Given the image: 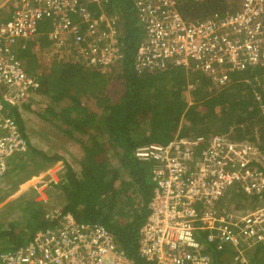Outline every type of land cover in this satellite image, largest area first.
Here are the masks:
<instances>
[{"label": "built area", "instance_id": "obj_1", "mask_svg": "<svg viewBox=\"0 0 264 264\" xmlns=\"http://www.w3.org/2000/svg\"><path fill=\"white\" fill-rule=\"evenodd\" d=\"M181 2L135 0L145 28L135 60L140 73L183 68L203 74L212 89L220 90L230 83L231 74L264 68V0H240L238 11L199 21L183 18ZM107 3L4 0L0 4V179L14 157L29 151L12 110L43 93L39 77L20 60L19 48L26 49L41 36L39 24L50 19L44 59L54 56L50 48H55L63 58L112 73L122 57L116 40L123 30L118 17L106 11ZM21 41L25 44L20 46ZM135 157L153 164L155 185L140 231L142 260L217 264L199 239L205 233L208 245L230 257L227 264H249L248 253L264 245V202L242 214L229 208V200L234 192L247 198L264 194V172L257 167L264 165V154L258 147L223 135L210 140L177 136L167 145L140 146ZM56 167L40 173L36 182L41 184L45 177L55 182ZM45 219L49 225L37 230L31 241L15 250H1L0 264H138L102 225L81 223L65 210L49 212Z\"/></svg>", "mask_w": 264, "mask_h": 264}, {"label": "trees", "instance_id": "obj_2", "mask_svg": "<svg viewBox=\"0 0 264 264\" xmlns=\"http://www.w3.org/2000/svg\"><path fill=\"white\" fill-rule=\"evenodd\" d=\"M239 6V0H182L180 12L186 21H199L216 13L236 12ZM105 8L110 15L118 17L123 30L116 40L122 56L116 66L120 68L118 77L123 81L122 99L112 103L103 92L105 87L98 85L103 74L92 73L94 70L86 64L61 57L55 48H50L54 56L45 58L53 63L52 68L39 76L50 103L41 117L81 143L84 150L80 171L76 172L72 165L66 163L54 188L66 200V212H71L81 223L106 227L117 246L131 259L138 264H152L140 258L139 248L140 231L147 221L148 207L155 190L153 164L139 162L135 157L136 149L157 144L154 142L156 139L163 140L159 144L167 145L177 136L210 140L215 135H223L237 143H250L264 154V68L233 73L230 83L220 90L212 89L209 79L203 74L183 68L140 73L135 60L145 38V28L135 0H108ZM45 37L41 34L31 43L40 50L49 48V40L44 45ZM86 74L91 76L88 84L93 90L89 97L101 103L100 111L89 108L87 101L83 102L69 87L73 80L71 77L84 78ZM60 77H63L60 82L64 84L62 91L57 92L54 86H61L58 83ZM86 85L83 82V87ZM52 88L54 94L50 92ZM65 99L69 102L61 108L60 104ZM23 108H14L12 112L29 143V151L10 161L8 172L0 182L13 173L14 165L16 176L29 169L27 157L29 160L39 158L42 166L61 160L31 146L24 133ZM18 160L19 163L16 162ZM257 167L264 172V165L257 164ZM34 174L32 170L30 177ZM236 198L242 201L237 203ZM229 201V208L234 212L239 213L247 207L253 211L264 202V194L247 198L234 192ZM31 208L33 236L23 238L26 232L16 231L20 227L13 225L9 231L0 233V237L11 244L3 250L28 243L37 230L49 225L44 219L46 210ZM199 239L217 264L230 262V257H225L226 253L218 252L213 245L207 244L205 233H201ZM248 256L249 264H264V245L256 246Z\"/></svg>", "mask_w": 264, "mask_h": 264}, {"label": "rangeland", "instance_id": "obj_3", "mask_svg": "<svg viewBox=\"0 0 264 264\" xmlns=\"http://www.w3.org/2000/svg\"><path fill=\"white\" fill-rule=\"evenodd\" d=\"M3 1L4 0H0V4ZM51 30L50 20L45 19L39 24V32L46 36V43L44 45H47L48 43V34L51 32ZM23 44H25L24 41H21L20 46ZM18 56L30 74L41 76V74L44 72L43 66H45V63L44 61H40L38 51L35 49V45L33 43L26 44V49L24 50H22L20 47ZM94 72L97 71L94 70L92 73ZM119 73V66L115 67L112 73L109 71L107 74H103V79H100V82H98L99 87H101L100 85L105 87L103 92L107 95L108 99L112 101V103H118L122 99L124 93L123 81L118 77ZM62 78L63 77H60L58 80V83L61 86L57 84L54 86L57 92L63 88L62 84L64 83L60 82ZM71 79L73 80L70 81L69 87H71L72 93L79 95L83 102L87 101L89 108L95 111H100V106H102L101 103L99 101H97V103L96 98L89 97L93 93V90L90 89V85L88 84L91 80L90 74H86L84 78L71 77ZM83 82L87 84L84 87ZM43 92V96L40 94L34 95L31 102H27L26 106L28 107H24L23 111L21 112V118L25 124L24 133L28 137L32 147L38 151L44 152L50 157L57 156L61 160L57 163L42 166L39 164V158L29 160V157H27L29 169L23 172L20 176H16L18 173L15 172L14 165V170L11 169L13 173L0 182V199H3V196H6L7 194H12L11 196H13L9 201V198L6 199L5 202L0 200V233L7 232L12 228L13 225H17L20 228H14L16 231L21 229V232H26L25 235H29L28 237L22 235L23 238L32 237L34 233L32 234L31 232L33 229L31 224V214L33 212V208L31 207L39 205L40 207L37 206L35 208H43L46 210L47 214L57 210H64L66 206V200L60 196L54 186L56 183H59L60 173L62 172L66 163L72 165L76 172H79L81 169V162L84 158V150L81 146V143H79L77 140H72L62 129L56 127L51 122L44 121L41 117V114L46 111V106L50 105L49 99L46 97L47 95L44 96V89ZM68 102L69 100L65 99L64 102L60 104L61 108L65 107ZM77 136L80 135L77 134ZM82 138L87 139L86 137H81V139ZM154 142L159 144L163 142V140L156 139ZM16 162L19 163L20 161L18 160ZM60 162L63 163L64 166L60 165ZM56 165L57 167L54 169L56 172V175L54 176L55 182L49 183L50 178L48 177H45V179H43L44 182L41 184L36 182L37 180H35V178H37L40 173L48 170L49 167L53 168ZM60 168H62V170H60ZM32 170L35 171V176L31 178L30 174ZM236 201L237 203H240L242 199L236 198ZM260 205H263V203H260L259 206ZM248 209L250 210L251 207H248ZM7 243H9L8 240L0 237V248L8 247Z\"/></svg>", "mask_w": 264, "mask_h": 264}, {"label": "crops", "instance_id": "obj_4", "mask_svg": "<svg viewBox=\"0 0 264 264\" xmlns=\"http://www.w3.org/2000/svg\"><path fill=\"white\" fill-rule=\"evenodd\" d=\"M34 45H35V49L38 51V54H39V57H40V58H39L40 61H41V62L44 61V63H45V64H44L45 66H43V67H44V72H43L42 74H44V73L46 74L47 71H49V70L52 68L53 63H51V62H50V63H47V62H46L47 59H44V57L41 55V54L44 52L45 47H42L41 50H40V49H37L36 44H34ZM46 63H47V64H46ZM42 74H41V75H42ZM35 76H36V75H35ZM38 77H39V76H38ZM39 79H40V78H39ZM41 83H43V82H41ZM61 91H62V90H61ZM50 92H51L52 94H54V93H55V92H54V88H52V90H51ZM43 93H44V92H43ZM43 93H41L40 95L43 96ZM46 95H47V94H45L44 96H46ZM46 97L49 99V96H48V95H47ZM31 100H32V99H31ZM30 102H31V101H30ZM40 104H41V103H40ZM42 105H43V104H42ZM11 195H12V194H10V195L7 194L6 196H3V195H2L4 198H3V199H0V200H3V202H5L6 199L9 198V199H8V201H9V200H11L12 197H13V196H11ZM10 196H11V197H10ZM5 197H6V198H5ZM3 202H1V203H3ZM35 207H37V205H36ZM36 209H37V208H36ZM248 212H250V210L248 209V207H247L246 209L240 211V213H242V214H247ZM2 243H3V241H2ZM9 244H10V243H7L8 247L11 246V244H10V245H9ZM8 247H7V248H8ZM3 249H5V248H0V251L3 250ZM15 249H16V248H14V249H10V250H15ZM10 250H7V251H10ZM249 253H250V252H249ZM249 253H248V254H249ZM248 259H249V256H248ZM249 260H250V259H249Z\"/></svg>", "mask_w": 264, "mask_h": 264}]
</instances>
